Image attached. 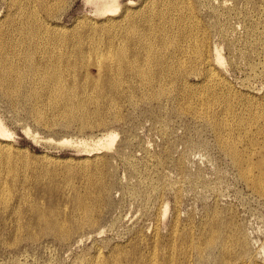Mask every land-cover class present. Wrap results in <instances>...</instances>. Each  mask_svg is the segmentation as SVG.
<instances>
[{
	"label": "rangeland",
	"instance_id": "374dc122",
	"mask_svg": "<svg viewBox=\"0 0 264 264\" xmlns=\"http://www.w3.org/2000/svg\"><path fill=\"white\" fill-rule=\"evenodd\" d=\"M41 1L0 0V55L23 70L32 58L41 74L74 64L78 85L88 77L108 93L84 96L68 88L71 78L69 95L52 94L37 75L26 77L31 87L0 91L12 146L0 187L13 199L24 194L25 205L41 197L52 212L40 222L22 206L21 221L8 227L0 216V264H264V0H119L116 13L104 8L113 0ZM50 21L66 26L60 41ZM132 40L142 73L127 68L120 85L110 84L107 65ZM161 58L172 67L164 71ZM207 65L216 69L209 80L198 76ZM76 100L85 113L68 116ZM109 132L117 134L112 148L102 144ZM213 227L225 242L206 247Z\"/></svg>",
	"mask_w": 264,
	"mask_h": 264
},
{
	"label": "bare ground",
	"instance_id": "6f19581e",
	"mask_svg": "<svg viewBox=\"0 0 264 264\" xmlns=\"http://www.w3.org/2000/svg\"><path fill=\"white\" fill-rule=\"evenodd\" d=\"M41 2L43 4H47L50 1L42 0ZM118 2L119 0L105 2L104 8H106V10L108 11L116 13L117 9L113 6L117 5ZM45 12L50 18H53L56 15L55 11L52 8H46ZM32 16L35 17V14H32ZM48 23L52 26L51 30L53 31V33H55L57 40L60 41L61 36L65 32L66 26L53 23V21H50ZM164 23L165 22L162 23L160 29L163 33V44L165 45V44H168L169 42L168 40L169 30L164 28L163 26ZM137 29H138V26L135 23V20H133V23L130 25L128 29V33L136 36ZM37 30H38V27H35V31ZM83 30L87 31V33H91L89 34V37H91L94 33H97V27H95V25L91 26V24L83 25ZM30 34H34V29L30 30ZM1 41L2 40L0 37V42ZM139 45L141 44L138 43V41L132 40L131 45L129 47L124 45L118 48L119 58H118L117 64L115 66H113L112 64L107 65V72L105 73V80H107L110 84H115V86H118L120 85V82H121V76L123 75V70L127 68H131L136 73H140V74L142 73V68L139 65V55H140ZM144 46L148 52H152L154 49V46L151 43H146L144 44ZM81 49L86 52L85 48H81ZM198 51H199V48H198ZM130 55L131 57H133V59L130 57ZM214 57H215V61H217L218 63H221L222 61L221 53L218 49H216V52H214ZM106 58L113 59L114 57L112 53L108 52ZM149 60H150V57H147L146 61L148 62ZM159 60H160L161 65H163L162 60H164L165 62V65L162 67L164 71L171 68L173 65L169 61L168 58H161ZM179 61H182V60L177 59L175 63L179 65L180 64ZM70 68H71V72L65 73L64 71H58V69H60L58 66H48L44 68V71L41 74L40 66L32 58L28 59L27 66L23 70L21 69V67L17 65L14 59L2 54L0 55V91H2L6 95H11L14 93L13 89H15V91H18L22 85L31 87L26 82V77L28 75H37L39 76L38 78H40L46 84L47 89L51 91L52 94H61V95L67 96L69 95V93L64 90L65 87H68L67 82L71 78H74V85L68 88H74L78 85V80H77V75H76L77 67L73 64L70 66ZM215 70L216 69L214 65H210V66L207 65L204 71H200V70L198 71V76L200 77L206 76L207 79L209 80L210 76L215 75V72H216ZM13 77H16L17 80L14 81L12 79ZM7 80L10 82L19 83L20 85L14 86L13 83H7ZM180 80L185 81V82L188 81V79L184 76L180 78ZM215 80H217V78L213 77L212 81H215ZM88 81H90V84H88ZM192 84H202V83L199 81V82L192 83ZM206 85H209V84H206ZM227 85L229 86L228 83ZM80 87H82L83 89L82 92L85 93L84 96L86 95V93H90L94 95L95 97H98V96L105 97L108 93L104 90L102 82L89 80L88 77L86 78V81L79 83L78 88ZM119 89H120V86L118 87L117 92L119 91ZM35 96H36V93L33 95V97ZM202 100H203V103H205L207 99L202 97ZM68 104H69V107L67 109L68 116H72L74 112L85 113L84 107H85L86 102L83 103V100L82 101H77V100L72 101L71 103H68ZM189 106L191 110H194L193 105H189ZM206 107L208 108V105H206ZM224 123L226 124L227 122L225 121ZM116 137H117V134L113 132H109L103 138L102 144L107 148H112ZM218 139L219 141L223 140V135L221 133H219ZM66 141L68 140L66 139ZM225 146L229 154L234 159V162L236 164H241V162L243 161L242 160L243 157H242V152L238 149V147L232 142L226 143ZM11 148L12 146L10 142V134L7 131L6 127L4 126V123L0 119V164L4 162ZM40 198L41 197H38V196H32V198H30L31 203L28 205H25L24 201H26L27 198H25L24 194L17 193L15 198L13 199V197L10 196V194H8L5 188L0 187V216H2L1 222L4 225V227H8V225L12 222L14 217L18 218L21 215L22 206H24L27 209V212L29 213H33L34 215L35 213H37L38 218L36 217V215H35V218L37 220H40V222L47 221L49 223V216L52 212L50 209L46 208L49 204L46 202H42ZM66 201L71 202L72 197L70 199L66 198ZM77 201L79 203V207L83 211H85V213H87L89 209L87 200H86V203L84 204L81 197L77 196ZM167 209L168 208L166 206L164 209V212H166ZM17 221L18 222L21 221V216L17 219ZM59 222L61 223V221ZM80 224H83V222H81ZM27 225L28 227H30V222H27ZM17 229H20V227ZM22 234L23 232L17 231L16 237L19 238ZM224 235L225 234L222 228L220 229V228L213 227L211 232L205 238L206 247H210V246L215 247L219 243H224L225 242ZM196 248H197L199 255L202 256L204 248L202 246H199V244H197ZM167 258L168 256L165 255L163 262H165Z\"/></svg>",
	"mask_w": 264,
	"mask_h": 264
}]
</instances>
